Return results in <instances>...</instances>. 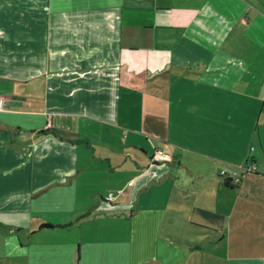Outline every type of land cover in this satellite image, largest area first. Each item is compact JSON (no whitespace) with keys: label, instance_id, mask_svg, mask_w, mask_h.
Instances as JSON below:
<instances>
[{"label":"crops","instance_id":"1","mask_svg":"<svg viewBox=\"0 0 264 264\" xmlns=\"http://www.w3.org/2000/svg\"><path fill=\"white\" fill-rule=\"evenodd\" d=\"M0 264H264V0H0Z\"/></svg>","mask_w":264,"mask_h":264},{"label":"built area","instance_id":"2","mask_svg":"<svg viewBox=\"0 0 264 264\" xmlns=\"http://www.w3.org/2000/svg\"><path fill=\"white\" fill-rule=\"evenodd\" d=\"M163 156L162 150L160 148H154V153L152 154V159H157L158 157ZM253 164L249 163L248 165L244 166L243 169H252ZM218 174L223 176L224 178L237 180V174L234 169L229 167H221L218 169Z\"/></svg>","mask_w":264,"mask_h":264},{"label":"trees","instance_id":"3","mask_svg":"<svg viewBox=\"0 0 264 264\" xmlns=\"http://www.w3.org/2000/svg\"><path fill=\"white\" fill-rule=\"evenodd\" d=\"M223 181H224V183L227 184L229 180H228L227 178H224ZM234 183H237V180H235ZM49 225H50V224H49V223H46V222H40V223H39V226H49Z\"/></svg>","mask_w":264,"mask_h":264},{"label":"rangeland","instance_id":"4","mask_svg":"<svg viewBox=\"0 0 264 264\" xmlns=\"http://www.w3.org/2000/svg\"><path fill=\"white\" fill-rule=\"evenodd\" d=\"M13 116H15V115H13ZM17 117H18V115H16V118H17ZM251 145L254 146V142H253V141H251ZM147 147L149 148L150 146L147 145ZM28 178H29V176H28Z\"/></svg>","mask_w":264,"mask_h":264}]
</instances>
